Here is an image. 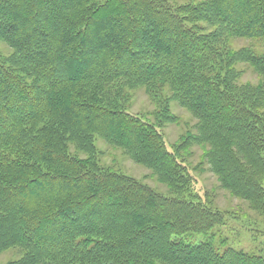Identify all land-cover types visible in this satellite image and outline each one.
<instances>
[{
    "label": "trees",
    "instance_id": "trees-1",
    "mask_svg": "<svg viewBox=\"0 0 264 264\" xmlns=\"http://www.w3.org/2000/svg\"><path fill=\"white\" fill-rule=\"evenodd\" d=\"M0 43L4 264H264L215 247L224 215L185 157L264 218V0H0ZM138 89L154 112L129 110ZM173 102L195 124L170 145Z\"/></svg>",
    "mask_w": 264,
    "mask_h": 264
},
{
    "label": "rangeland",
    "instance_id": "rangeland-1",
    "mask_svg": "<svg viewBox=\"0 0 264 264\" xmlns=\"http://www.w3.org/2000/svg\"><path fill=\"white\" fill-rule=\"evenodd\" d=\"M190 0H181L187 2ZM246 41H237L235 47L245 45ZM248 44V43H247ZM0 52L8 55L11 49L0 43ZM244 82H256L257 78L249 71L243 78ZM129 110L132 113L150 114L154 112L155 106L148 98L144 89L135 91L134 96L128 104ZM172 113L180 119L177 124H169L165 128V135L168 144L173 145L179 141L180 137L194 127L195 122L191 115L180 107L176 102L171 105ZM96 148L102 164L106 167H117L125 173L135 177L136 179L144 181L147 185L156 191L166 194L168 189L166 186L160 184L157 179L152 177L151 172L136 164L131 159L126 157L119 149H114L106 144L104 141H96ZM192 153V154H191ZM189 155H186L188 165L191 167L192 174L197 178L198 185L196 189L198 192H205L208 194V200L223 212L224 226L216 229V239L214 240L215 247L219 251L224 250L227 246L243 249L245 251H264V218L258 213L252 211L247 202H244L236 197H233L227 191L223 190L217 177L211 172L208 165L203 160V151L198 146L194 147ZM202 188V189H201ZM201 189V190H200ZM201 192V194L203 193ZM17 256L14 251H8L0 255V264L6 263Z\"/></svg>",
    "mask_w": 264,
    "mask_h": 264
}]
</instances>
